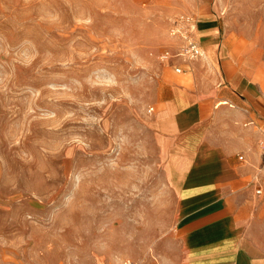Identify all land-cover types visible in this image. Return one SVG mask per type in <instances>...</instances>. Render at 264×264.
Segmentation results:
<instances>
[{"label": "rangeland", "instance_id": "obj_1", "mask_svg": "<svg viewBox=\"0 0 264 264\" xmlns=\"http://www.w3.org/2000/svg\"><path fill=\"white\" fill-rule=\"evenodd\" d=\"M218 2L264 51V0ZM190 3L0 0V264L155 254L175 197L150 122Z\"/></svg>", "mask_w": 264, "mask_h": 264}, {"label": "crops", "instance_id": "obj_2", "mask_svg": "<svg viewBox=\"0 0 264 264\" xmlns=\"http://www.w3.org/2000/svg\"><path fill=\"white\" fill-rule=\"evenodd\" d=\"M190 1L203 54L167 61L150 122L174 223L155 254L120 264H264V51L218 0Z\"/></svg>", "mask_w": 264, "mask_h": 264}, {"label": "built area", "instance_id": "obj_3", "mask_svg": "<svg viewBox=\"0 0 264 264\" xmlns=\"http://www.w3.org/2000/svg\"><path fill=\"white\" fill-rule=\"evenodd\" d=\"M170 34L172 37L180 41L179 50L177 53H171L170 51H163L161 53V60L168 61L172 56H180L186 59H191L203 54L201 43L197 37V24L193 16L183 14L178 20L171 26ZM178 72L182 71L180 67H177ZM259 144L262 147V158L264 162V139L259 140ZM240 158H243L242 156ZM260 192V190H259Z\"/></svg>", "mask_w": 264, "mask_h": 264}]
</instances>
